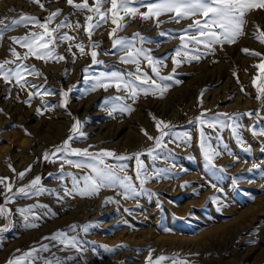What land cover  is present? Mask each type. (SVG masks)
<instances>
[{
	"label": "rangeland",
	"instance_id": "rangeland-1",
	"mask_svg": "<svg viewBox=\"0 0 264 264\" xmlns=\"http://www.w3.org/2000/svg\"><path fill=\"white\" fill-rule=\"evenodd\" d=\"M41 2L43 9L30 0H0V19L11 20L27 14L43 22L49 13L60 9V15L52 21L54 27L66 16L73 23L79 21L83 25L85 16L90 15L75 11L67 0ZM80 2L74 0V3ZM140 11L147 9L140 8ZM244 19L242 32L235 42L216 44L212 50L201 45L200 53L207 54L193 61L185 60L181 54L177 59L182 62L174 66L172 57L180 45L179 37L191 20L157 27L155 20L142 21L139 16L126 18V27L116 36L133 40V34L139 33L145 40L141 43L136 37L134 46L148 50L154 59L163 62L158 65L160 76L173 77L160 80L141 58L143 72L157 83L169 85L162 96L157 90L156 95L140 93L133 100L123 89L117 91L115 87L87 90L94 81L85 83V75L134 72L136 67L122 63L120 57L124 52L112 48L108 33L115 25L110 20L92 35V41L99 44L96 49L87 47L89 37L83 27L76 31L63 28L62 33L76 37L71 52L67 51V42L56 48L64 60L45 62L30 56L23 61L40 73L25 74L30 84L41 86L38 89L22 90L14 81L7 83L0 79V177L8 178L5 184L11 183L13 192L36 176L41 177V186L56 189L55 194L17 196L5 203V185H0V205L9 210L7 219L0 217V227L11 221L9 231L0 233V264H7L9 259L45 243L55 246L42 253L44 257L52 253L65 259L72 257L67 264H146L150 255L153 261L160 256L169 258L161 264H173V260L185 264H264V152H261L264 136L253 137L251 133L253 127L264 128V119L256 115L258 112L259 117H264V101L256 99L257 90L252 83L261 74L255 65L264 63V43L254 38L264 31V10H251ZM160 20L167 21L168 16L163 15ZM33 30L36 29L32 25H22L6 31L0 38V62L14 59L11 48L21 55L26 51L12 43L10 37L24 36ZM160 32L167 35L161 36ZM79 42L85 45L84 55L74 47ZM242 49L261 56L246 54ZM93 50L103 64L92 65L89 53ZM85 67L89 68L88 73L83 72ZM73 85L75 88L68 92ZM46 90L53 94L44 95ZM62 90L68 92L67 104L63 107L59 95ZM30 91L40 94L29 100ZM116 96L121 100H114ZM105 100L109 103L105 104ZM122 106H130L132 111L121 112ZM249 112L252 115H246ZM220 113L234 116L240 125L238 132L243 143L237 142L231 128L213 130L206 124L196 123L198 116L208 120ZM153 118L172 126V133L176 134L164 138L167 147L156 149L153 153L156 159L148 155L149 149L155 148V140L148 136L155 138L160 134ZM76 120L81 122L80 132L85 135L81 137L77 133L69 142L70 147L87 148L93 153L103 149L133 157L125 161L106 158V161L127 165L126 174L132 177L138 194L126 198L124 189L105 187L92 196H64V188L70 189L72 183L69 177L63 181L58 179L61 154L52 157L55 162L45 161L43 155L46 151L53 152L72 134L70 130ZM201 127L212 137V149L220 152L213 158L214 167H205L199 146ZM217 132L222 143L215 139ZM185 133L191 137L190 142H186ZM246 148L251 151H245ZM136 153L141 154L145 174L152 177L142 187L136 179ZM253 164L258 167L253 168ZM29 165L31 170L18 179L17 174ZM160 169L167 171L157 175ZM63 171L84 174V170L69 165H64ZM106 198L111 199L106 202ZM32 204L48 207L33 210L40 217L38 220H33L30 214L25 221L16 210ZM26 223L38 226L25 227ZM72 225L76 228L72 229ZM86 225H92L87 232ZM57 231L68 237L75 236L80 250L43 239Z\"/></svg>",
	"mask_w": 264,
	"mask_h": 264
},
{
	"label": "snow or ice",
	"instance_id": "snow-or-ice-1",
	"mask_svg": "<svg viewBox=\"0 0 264 264\" xmlns=\"http://www.w3.org/2000/svg\"><path fill=\"white\" fill-rule=\"evenodd\" d=\"M32 3H36L41 9L44 8V3L41 0H30ZM67 4L72 7L75 11L90 13V15L85 16V23L81 25L79 21L73 23L68 16L57 23L54 27L51 26L52 21L60 15L61 10L57 9L54 12L49 13L44 21L42 22L35 16H29L27 14H20L19 18L8 20L0 19V38L3 37L6 31L12 30L17 26H27L32 25L34 29L28 34L20 37H10V40L14 44H19L26 51L21 55L17 52L15 48H11V56L14 57L13 60H4L0 62V79L7 83H12L13 81L22 90L25 87L38 89L41 86L30 84L27 79H25V74L29 75H40V73L35 69V67H29L24 64L23 61L27 60L30 56L35 59L42 61L64 60L65 57L59 55L56 52V48L61 43H68L67 51L71 52L73 47V41L76 37L69 35L68 32H61V29L67 28L73 31L79 30L83 27V31L89 37V43L87 47L91 49H96L99 47L98 43L92 41V35L96 28L100 27L102 24L107 23L109 20L115 27L111 29L108 33L109 38L112 40V48L118 49L124 52V55L120 57V61L124 64L135 65L134 72H121V71H111L110 73H100L99 76L85 75V83L89 81H94L91 84L88 91H95L97 88H103L107 90L110 87H115L117 91L121 89L130 96L133 100L138 96V94L143 93L144 95H156L158 90L162 96L165 91H167L168 84L157 83L155 79L148 76L147 73L143 72L140 64L141 58L147 61L148 65L151 67L152 73L160 80H172V76L162 77L160 76V69L158 65L163 62L154 59L148 52V50L135 47L133 40L139 37L141 43L144 42L145 38L139 33L133 34V40H129L124 37H117L118 31L126 27V18H136L139 16L142 21L155 20L156 26L159 27L163 23H179L181 20H191V23L187 25V28L182 30L180 35V45L176 49V54L172 57V63L174 66L179 65L182 61L177 59L183 54V57L187 61L199 60L201 55L207 53H200L199 46H203L207 50H212L213 46L216 44L223 43H233L235 39L241 34L242 26L245 23V15L251 10L261 9L264 10V0H92L89 4V0H82L80 3H74V0H67ZM108 5V7H105ZM140 8H146L147 11L141 12ZM122 13V14H121ZM163 15L168 16L167 21L160 20ZM159 35L165 36L167 33L160 32ZM261 43H264V31H261L258 37ZM74 47L79 51L81 55L85 54V45L82 42L75 43ZM181 49H184L183 53ZM242 51L249 55L261 56L260 53L250 52L248 49H242ZM197 53V54H193ZM75 55V54H73ZM92 60V65L103 64V61L97 59L98 53L93 50L89 53ZM11 65V66H10ZM90 67V66H89ZM260 69V76L258 78H253L252 83L256 87L257 96L256 99L264 101V63L255 65ZM175 71V68L173 69ZM84 73L89 72V68L85 67L83 69ZM235 75V73H234ZM257 79H259V84H257ZM105 81H108L107 83ZM178 83V82H177ZM75 88V85L68 89L71 92ZM68 92L61 91L59 95L61 96V107L67 104ZM39 91H30L28 93L29 100L33 98L34 95H39ZM51 90H46L44 95H52ZM114 100H121L120 96L114 97ZM28 101H25L27 103ZM105 104L109 103V100L104 101ZM115 111V108H113ZM121 112L132 111L130 106H122L120 108ZM37 113L40 114V109H37ZM111 114V113H110ZM203 115V114H202ZM238 115V114H237ZM246 115H252L251 112L246 113ZM259 119H264V117H259V113H256ZM223 117V118H221ZM155 120V118H153ZM258 119V122H259ZM231 121V123H229ZM191 123V121H190ZM196 123L199 125H207L209 128L215 130L217 127L220 130L225 128H231L232 135L235 137L238 143H243V140L238 132L240 125L236 122L233 115L227 113L217 114L208 120L202 119L201 116L196 117ZM157 130L160 134L153 138L148 136V139L155 140V148L149 149L148 155L152 156L153 159L156 157L153 153L156 149H165L167 145L164 143V138L172 133V126L169 124L155 120ZM82 124L79 120H76L71 128V135L63 141L59 146L55 147V150L51 153L45 152L43 158L45 161H52V157H55L58 153L60 155L61 163V173L58 177L59 180L63 181L65 177L71 179L72 187L64 188V196H71L73 194L83 196H92L97 194L102 188H122L124 189V194L126 198L128 196L138 194L136 188L132 183V177L126 174L127 165L124 163L109 164L106 158H112L116 161H125L132 159L133 157L125 155H117L109 150H101L98 153L89 152L87 148L78 149L71 148L69 142L72 141L76 134L79 133L81 137L85 134L80 132ZM164 129H167L165 131ZM143 131V129L141 130ZM253 137L264 136V128L257 129L253 127L251 129ZM147 135V133H145ZM186 142H190L191 137L187 133L184 134ZM215 139L218 143H222L221 137L217 132ZM212 137L207 135L200 128V150L206 161L205 167L213 166L214 156L220 155V152L212 149L210 141ZM171 142V141H169ZM91 147V146H90ZM227 148V145H224ZM209 149H212L209 151ZM245 151L250 152V148H246ZM261 152H264V147L261 148ZM75 156L78 159H69L68 157ZM141 154H134L136 160V179L139 181L141 187L144 183L151 179L152 177L146 175V169L143 161L140 159ZM64 165H69L73 168L84 170L83 175H77L73 172H64ZM11 168V165H9ZM31 165L28 169L17 174L18 179H22L25 174L31 170ZM253 168L258 167V165L253 164ZM12 171H15L12 169ZM165 169H160L157 175L166 172ZM223 171V169H221ZM120 173H125L120 175ZM7 177H0V185H5L4 198L5 203L13 200L14 197L20 196L28 198L30 196H40L43 193L55 194L56 189H48L41 186V177L36 176L29 184L20 187L12 191L13 185L11 183L5 184ZM82 184V186H81ZM11 193V195H8ZM111 198H106V202ZM47 205L43 204H32L25 208H19L16 211L24 217L25 221L29 220V215L33 220H38L40 217L34 213L36 208H47ZM9 216V210L3 205H0V217L7 219ZM38 225L36 223H26L25 227L35 228ZM11 227V221L4 227H0V233H5L9 231ZM72 229L76 226L72 225ZM92 225L84 226V231L87 232L88 228ZM44 240L54 241L56 244L64 245L65 248L71 247L78 251L80 242L75 236L68 237L64 232L57 231L51 236H46ZM55 245L41 244L39 248L32 247L29 251L23 253L14 259H9L7 264H67L68 260L72 257L61 258L52 253L50 257H44L42 253H47ZM106 247V246H105ZM61 251L64 248L60 249ZM112 251V249H107ZM19 251V250H18ZM169 259L165 256H160L155 261L149 256L146 264H161L162 261ZM173 264H185L184 261L177 262L173 260Z\"/></svg>",
	"mask_w": 264,
	"mask_h": 264
}]
</instances>
